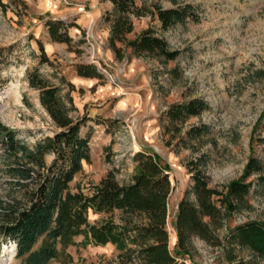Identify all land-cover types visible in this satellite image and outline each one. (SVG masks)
<instances>
[{
    "label": "rangeland",
    "instance_id": "1",
    "mask_svg": "<svg viewBox=\"0 0 264 264\" xmlns=\"http://www.w3.org/2000/svg\"><path fill=\"white\" fill-rule=\"evenodd\" d=\"M0 48L7 50L11 62L0 71V121L14 130L27 145L52 136L53 127L38 104L37 92L28 88L26 71L37 66L39 40L54 69L73 84V103L89 118L82 136H89L90 160L73 177L71 187L82 192L97 184L108 173L127 184L133 173V154L152 149L167 163L170 194L166 220L169 248L176 239V204L190 186L187 165L200 156L207 157L203 171L209 185L218 190L240 177L255 145L254 137H264V0H135L131 40L147 27L179 51L174 61L163 66L149 57H138L123 50L115 59L108 48L109 25L102 16L112 10L108 0H1ZM199 8L198 22H187L160 31L146 11ZM140 14V15H139ZM62 20L79 24L68 29L69 45L50 41L43 23ZM82 24V25H80ZM117 46L123 49L121 43ZM73 64H92L101 79L80 78ZM39 66L41 73L54 70ZM203 99L208 108L195 117L170 121L164 111L171 104ZM205 126L207 132L191 138L193 129ZM1 154V153H0ZM254 155L264 160V148L256 146ZM47 157L46 161H50ZM0 160V198L4 199L8 177ZM250 208L233 214L215 235L219 238L230 227L245 221L264 220V192L249 200ZM103 216L88 212V223ZM65 254L71 264H96L114 258L111 245H83L82 238ZM0 264H17L15 245L2 243ZM37 246V245H36ZM220 246L192 238L187 247L191 264H225ZM49 264H63L53 261Z\"/></svg>",
    "mask_w": 264,
    "mask_h": 264
},
{
    "label": "trees",
    "instance_id": "2",
    "mask_svg": "<svg viewBox=\"0 0 264 264\" xmlns=\"http://www.w3.org/2000/svg\"><path fill=\"white\" fill-rule=\"evenodd\" d=\"M108 1L112 10L103 14L102 20L109 25L106 40L115 59L123 57V50L149 57L162 66L178 58L179 51L171 49L150 26L127 40L125 36L133 28L129 15L136 9L135 0ZM146 13L158 23L161 32L177 24L198 22L200 17L199 8L189 4L155 7ZM43 26L50 41L67 45L71 42L68 29L74 24L56 19L45 21ZM34 42L38 63L26 71V82L37 92L38 104L54 131L52 136L27 145L0 121V160L8 177L4 199L0 198V250L2 243L14 244L17 264H71L65 250L75 246V239L81 237L83 245L113 247L114 258L96 264H191L184 259L189 257L187 247L192 238H200L220 246L222 263L264 264V220L230 227L220 238L214 234L233 214L249 209L252 196L264 192V160L254 155L256 146L264 148V137L252 138L255 145L241 176L222 190L209 185L203 171L208 163L206 156L188 163L190 186L176 204V242L170 249L166 224L169 167L152 149L142 148L133 154L129 183L119 184L108 173L85 193L79 186L72 189L81 164L90 160L89 136L80 134L89 118L80 114L73 103V84L54 69L42 43L36 39ZM11 48H0V71L11 62L7 52ZM41 65L54 70L45 75L39 70ZM72 68L80 78H102L92 64H73ZM207 108L203 99L195 98L171 104L164 116L180 121ZM207 131L202 126L193 129L190 136L196 138ZM47 157H51L48 162ZM89 211L103 217L89 224Z\"/></svg>",
    "mask_w": 264,
    "mask_h": 264
},
{
    "label": "crops",
    "instance_id": "3",
    "mask_svg": "<svg viewBox=\"0 0 264 264\" xmlns=\"http://www.w3.org/2000/svg\"><path fill=\"white\" fill-rule=\"evenodd\" d=\"M75 25H79V24H75ZM80 25H82V24H80Z\"/></svg>",
    "mask_w": 264,
    "mask_h": 264
}]
</instances>
